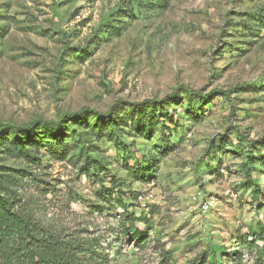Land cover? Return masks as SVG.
<instances>
[{
    "label": "rangeland",
    "instance_id": "1",
    "mask_svg": "<svg viewBox=\"0 0 264 264\" xmlns=\"http://www.w3.org/2000/svg\"><path fill=\"white\" fill-rule=\"evenodd\" d=\"M83 108L1 133L3 195L90 264L264 263V0H0V126Z\"/></svg>",
    "mask_w": 264,
    "mask_h": 264
},
{
    "label": "trees",
    "instance_id": "2",
    "mask_svg": "<svg viewBox=\"0 0 264 264\" xmlns=\"http://www.w3.org/2000/svg\"><path fill=\"white\" fill-rule=\"evenodd\" d=\"M190 92L199 98L203 96L202 92L194 89H190ZM218 92L227 95L224 91ZM166 102L168 101L165 99H154L147 100L143 104L155 108L164 106ZM87 113L94 114L95 111L83 108L79 112L65 115L59 122L37 120L25 128L12 125H1L0 139L4 135L1 134L4 131H9L13 134L23 133L32 130L36 125L46 128L49 131H51V129L57 130L60 128L65 118L76 119ZM108 117L106 116V118ZM107 126H110L111 129L114 130L112 124H107ZM239 135L241 136L240 133ZM261 145H264V138L249 143L247 147L249 149H247V151L250 152L251 148L260 149ZM250 157L252 156L250 155ZM6 184V174L0 173V264H90V259H85L86 253L88 252L86 243L70 235H64L56 230H52L46 227L41 221L23 212L22 209L16 205L19 202L18 198L12 201L7 195H3L2 192L7 188ZM255 188H257L255 192L259 190L258 186ZM130 221H132V219H130ZM261 230V236L255 238L251 242V246L259 250L258 256H261V252L264 251V248L260 249V247L256 246L259 240L264 241V228L261 227ZM142 236V233L137 235L139 240H142ZM243 259V256H240L238 259H235V261H238V264H243ZM90 262H92V259ZM199 264L208 263L206 260H203Z\"/></svg>",
    "mask_w": 264,
    "mask_h": 264
},
{
    "label": "built area",
    "instance_id": "3",
    "mask_svg": "<svg viewBox=\"0 0 264 264\" xmlns=\"http://www.w3.org/2000/svg\"><path fill=\"white\" fill-rule=\"evenodd\" d=\"M213 206V201H211L210 199L205 201V203L202 205V209L204 213H208L211 208Z\"/></svg>",
    "mask_w": 264,
    "mask_h": 264
}]
</instances>
